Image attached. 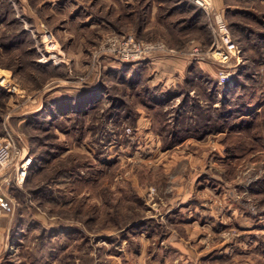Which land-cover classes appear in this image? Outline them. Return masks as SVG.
Listing matches in <instances>:
<instances>
[{"label": "rangeland", "instance_id": "374dc122", "mask_svg": "<svg viewBox=\"0 0 264 264\" xmlns=\"http://www.w3.org/2000/svg\"><path fill=\"white\" fill-rule=\"evenodd\" d=\"M202 2L0 0V144L17 148L0 168L2 264H47L48 252L50 264H105L101 236L168 216L172 201L192 202L184 216L200 217L203 243L247 235L257 256L246 259L264 264V0ZM52 27L60 39L46 37ZM113 33L165 49L126 74L102 55ZM174 58L190 61L181 80L161 61ZM78 91L95 106L79 108ZM239 103L247 115L228 116Z\"/></svg>", "mask_w": 264, "mask_h": 264}, {"label": "crops", "instance_id": "0c3cea01", "mask_svg": "<svg viewBox=\"0 0 264 264\" xmlns=\"http://www.w3.org/2000/svg\"><path fill=\"white\" fill-rule=\"evenodd\" d=\"M71 10L74 17L70 18L69 21L71 22H69V26L65 28L64 35L75 37L74 30L76 29L71 27V24L78 22L76 20L78 18L77 13L79 12V4H75V7L72 6ZM60 13H62V15L65 14L64 12ZM91 15L92 14L88 15L87 20H93V16L91 17ZM64 22L65 21L62 23ZM86 24H89L88 21H86ZM48 25L50 24L48 23ZM59 29L60 28L52 27V29L49 28L47 33H51L52 37L57 35L60 39ZM61 42L64 43L65 41L61 40ZM65 47L69 49L66 50L67 54L70 55L75 62V58L77 57L73 54L75 47L71 46L68 48L63 44L64 49ZM161 61L171 64L170 68L166 70L169 72V77L176 76L177 80L183 78L184 66L190 62L187 58H174V61L170 59ZM172 73L177 74L173 75ZM262 106L263 105H259L258 107L261 108ZM143 123H145V121L141 120L140 124ZM193 203H195L197 207L204 208L202 201H195ZM159 205L162 206V203L159 202ZM191 205L192 202H181L179 205V202L172 201V205L169 208L171 213L168 216L162 215L160 217H155L151 215L138 218L133 222L131 227L127 228L121 234L112 237L110 240L107 235H105V237L101 236L103 241L102 244H105L103 246L105 247L108 258V262L105 264H262L257 258L255 261L253 259H246L249 256H257V254L254 255L255 252H248L251 248L248 247L247 235L244 237L240 236V238L234 241H227L224 239L220 241L221 239H219L220 242L218 244L215 241L217 237L214 235L211 242L208 237V243H203L204 240L202 236L205 231L199 225L200 217H193V215L184 216L186 206ZM6 213L4 215L5 217L7 216ZM161 213L162 212H160V214ZM205 216L208 217V215ZM209 217L213 218L212 215ZM215 220L216 219H213L209 223L206 221L204 225H207L206 228L211 229L213 227L212 221L216 222L217 220ZM4 227L5 226L2 225L0 228V232H3L0 234V240H4L5 237ZM218 236L221 237L220 235ZM23 238L24 235H22L20 239L23 240ZM6 239L8 242L5 246V250H9L10 247V249L15 252L20 251L22 247L20 245V240L16 239V241L13 242L10 240L9 236H6ZM46 263L50 264L49 252ZM54 263L53 260L52 264Z\"/></svg>", "mask_w": 264, "mask_h": 264}, {"label": "built area", "instance_id": "2783aa9c", "mask_svg": "<svg viewBox=\"0 0 264 264\" xmlns=\"http://www.w3.org/2000/svg\"><path fill=\"white\" fill-rule=\"evenodd\" d=\"M220 32L218 33L221 35L222 40L224 37L229 39L228 28L225 23L221 24ZM157 49H165L164 44L143 41L133 34L113 33L108 35L103 43L102 50L104 53L102 55L118 59L125 63H133L139 60H145ZM14 152L17 153V148L12 139H8L0 144V168L12 163L15 157ZM10 207V203L7 200L0 198V219L10 210Z\"/></svg>", "mask_w": 264, "mask_h": 264}, {"label": "trees", "instance_id": "16d2710c", "mask_svg": "<svg viewBox=\"0 0 264 264\" xmlns=\"http://www.w3.org/2000/svg\"><path fill=\"white\" fill-rule=\"evenodd\" d=\"M5 19H0V21H4ZM26 34H28V35H30V32H28V31H22L21 30V33L19 34V35H17L16 37H18V38H20V37H22V36H24V35H26ZM119 63H121L122 65H123V67H124V69H122V71L121 72H125L126 74H127V72H133L134 70H133V68L134 69H136L135 68V65L133 64V63H125V62H122V61H119ZM141 64H145V63H141ZM137 70H142V67H140L139 69H137ZM135 72V71H134ZM118 73H120V72H118ZM116 76L117 77H119V75L118 74H116ZM188 80V79H187ZM132 82V86H135V83L133 82V81H131ZM146 85V84H145ZM143 86V87H141L140 88V90L139 91H141V89L142 88H145L146 86ZM148 86V85H147ZM138 87V86H137ZM233 90H235V89H232V88H228V91H227V93H228V102H230L231 101V94L233 93L232 91ZM148 91H151V89L150 88H148ZM171 91H175V90H171ZM176 91H178L174 96H176V95H179L180 93H179V89L177 88L176 89ZM237 91V90H236ZM82 91H78V94H79V96L77 97V98H79V99H77V100H79L82 104L83 103H87L86 105H79V108L81 107V108H84V109H87V108H89L88 106L91 104V105H93L92 106V108L95 106V104H93V103H95L94 101H93V99H94V97H93V99H91L90 101H88L87 100V96H86V92H83V93H81ZM157 92V91H156ZM159 92V91H158ZM77 93V92H76ZM76 93H74V94H76ZM159 93H162L163 95H169L170 93H169V91H164V92H159ZM71 94L72 93H70V98L69 99H73L72 98V96H71ZM65 96V95H64ZM173 96V97H174ZM65 98H67V97H64L63 99H65ZM144 98V97H143ZM153 99L155 98V97H152ZM169 98H171V97H169ZM74 99H76V98H74ZM145 99V98H144ZM240 99V98H239ZM156 100V99H155ZM241 101V100H240ZM89 103V104H88ZM228 106V105H227ZM151 107V106H150ZM226 112L228 113V116H232V117H235L234 115L235 114H240V116H242V115H247V112H244L242 109H241V103H239V108L238 109H236V110H230V111H228V110H226ZM50 161V160H49ZM35 165V164H34ZM39 166H41V167H43L42 165H39ZM35 168V167H34ZM40 169V168H39ZM38 169V170H39ZM34 169H31V172L33 171Z\"/></svg>", "mask_w": 264, "mask_h": 264}, {"label": "bare ground", "instance_id": "6f19581e", "mask_svg": "<svg viewBox=\"0 0 264 264\" xmlns=\"http://www.w3.org/2000/svg\"><path fill=\"white\" fill-rule=\"evenodd\" d=\"M199 1H200V2H202V1L205 2L206 0H199ZM203 2H202V3H203ZM208 2H209V1H208ZM50 36H51V33L48 32L46 37H48V39H50V38H51ZM49 42H50V41H49ZM54 42H56V41H54ZM5 78H6V77H0V81H2V80L5 79ZM69 92H70V91H69ZM70 109H71V108H70ZM73 110H74V109H73Z\"/></svg>", "mask_w": 264, "mask_h": 264}]
</instances>
